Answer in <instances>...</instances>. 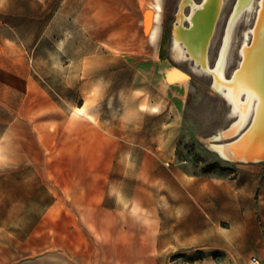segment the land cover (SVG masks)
Here are the masks:
<instances>
[{
    "label": "rangeland",
    "instance_id": "obj_1",
    "mask_svg": "<svg viewBox=\"0 0 264 264\" xmlns=\"http://www.w3.org/2000/svg\"><path fill=\"white\" fill-rule=\"evenodd\" d=\"M153 1L0 0V257L63 248L85 254V264H264V161H226L208 148V138L232 129V108L210 77L190 71L192 61L172 57L175 23L181 13L190 27L192 7L163 0L154 46ZM235 2L217 17L211 66ZM257 12L255 4L234 31L227 78ZM78 107L88 113L75 116ZM14 179L40 184L42 196L48 183L53 212L14 213ZM78 199L97 202V215L63 212ZM94 216L111 240L97 243L102 262ZM33 223L43 243L24 246Z\"/></svg>",
    "mask_w": 264,
    "mask_h": 264
},
{
    "label": "bare ground",
    "instance_id": "obj_2",
    "mask_svg": "<svg viewBox=\"0 0 264 264\" xmlns=\"http://www.w3.org/2000/svg\"><path fill=\"white\" fill-rule=\"evenodd\" d=\"M226 0H204L201 5L194 0H182L181 8L190 5L192 14L186 19L190 27L185 28L175 23L171 43V53L177 63L192 61L190 71L199 76L212 79L211 88L230 106V118L235 119L229 132L220 131L216 137L231 139L229 142L217 143L216 137L208 138V148L220 158L231 162L260 163L264 161V0H236L229 19L226 38L214 66L209 61V42L215 29V23ZM255 4H258L255 27L245 34L243 48L240 51L241 63L231 78L226 74L231 67V41L234 31L240 24L251 21ZM154 25L150 30L149 39L158 46L161 35L163 0L152 2ZM252 42L251 45H249ZM195 61V64H194ZM171 79L179 78L172 72ZM185 89L189 82H182ZM85 107H78L75 116L86 113ZM88 113V112H87ZM252 123L251 128L237 139ZM233 139V140H232ZM221 142V141H220Z\"/></svg>",
    "mask_w": 264,
    "mask_h": 264
},
{
    "label": "crops",
    "instance_id": "obj_3",
    "mask_svg": "<svg viewBox=\"0 0 264 264\" xmlns=\"http://www.w3.org/2000/svg\"><path fill=\"white\" fill-rule=\"evenodd\" d=\"M145 0H134V2H138V3H143ZM45 184V196L41 195V185L35 182V181H27V183L25 185H23L22 181H18L16 179H14V183H13V187H12V196H13V203H14V213H28V214H50L53 212V208H54V200H53V194L52 191L51 195L48 192V183H44ZM5 189V188H4ZM23 190H24V195H23ZM37 191L38 192V200H34L33 201V193ZM6 195L4 194V197ZM95 204L93 205L91 203V201H87V200H81L78 199L77 200V204L74 206H65V208L63 209V212H69V213H78L80 215H86V214H92L94 213L95 215H97V202H94ZM27 207L28 209H23ZM36 207V208H35ZM101 209V208H100ZM100 214V211L99 213ZM84 218H86V216H84ZM98 219V221H97ZM100 220V216H94L93 217V222L91 223L93 225V230H94V253L97 254L100 253L99 257H100V261L102 262V258L104 257L103 253H101V249H97V243L98 245L101 247L103 245H108L111 244V240L109 238H106V233L104 232L105 226H103V224L99 221ZM35 223V222H34ZM34 223L32 225H27L24 228H27L29 230H31V232L29 233V235L24 238L22 244L24 246H33L34 243L33 242H37V243H43L40 242V239L35 238V236H33L34 232L38 229V225H34ZM83 224L82 229L85 231V227L88 226L87 225V219H83V221L81 222ZM264 229V228H263ZM99 230V231H98ZM98 231V233H97ZM98 235V236H97ZM102 235H104V237H102ZM99 238V240H98ZM98 240V241H97ZM35 246V245H34ZM63 248H62V252L60 250H58L57 252H53L54 249L53 248H46V249H42L37 251L35 254L32 255H25L22 256L20 258L15 257H11L9 255H3L0 257V262H14L17 264H40L42 262L44 263H48V262H61L62 264H65L66 262H72L73 264H85V254L80 255L78 253H73V256H75V258H72L71 256H69L70 254H68L67 252L70 251L67 249V251L63 252ZM94 261L97 262V255H94ZM130 261H133V258H130Z\"/></svg>",
    "mask_w": 264,
    "mask_h": 264
},
{
    "label": "trees",
    "instance_id": "obj_4",
    "mask_svg": "<svg viewBox=\"0 0 264 264\" xmlns=\"http://www.w3.org/2000/svg\"><path fill=\"white\" fill-rule=\"evenodd\" d=\"M165 21H166V25H167V28H166V32H165V35H164V38H163V44H166L168 39H169V36H170V31H171V27H170V19H169V14L167 13L165 15ZM162 58L165 59V57H163V55L161 54Z\"/></svg>",
    "mask_w": 264,
    "mask_h": 264
},
{
    "label": "water",
    "instance_id": "obj_5",
    "mask_svg": "<svg viewBox=\"0 0 264 264\" xmlns=\"http://www.w3.org/2000/svg\"><path fill=\"white\" fill-rule=\"evenodd\" d=\"M194 64H195V61H194ZM251 126H252V123H251V125L237 139H239L240 137H242V135L245 134L251 128ZM221 138L222 137H219V138L216 137L214 140H221Z\"/></svg>",
    "mask_w": 264,
    "mask_h": 264
},
{
    "label": "built area",
    "instance_id": "obj_6",
    "mask_svg": "<svg viewBox=\"0 0 264 264\" xmlns=\"http://www.w3.org/2000/svg\"><path fill=\"white\" fill-rule=\"evenodd\" d=\"M252 263H253V264H261V262L258 260L257 257H253V258H252Z\"/></svg>",
    "mask_w": 264,
    "mask_h": 264
}]
</instances>
